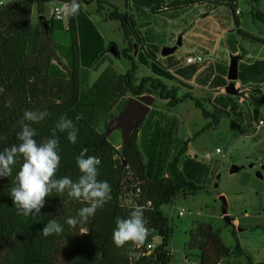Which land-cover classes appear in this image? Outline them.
<instances>
[{
  "label": "trees",
  "instance_id": "trees-1",
  "mask_svg": "<svg viewBox=\"0 0 264 264\" xmlns=\"http://www.w3.org/2000/svg\"><path fill=\"white\" fill-rule=\"evenodd\" d=\"M51 1L54 6L70 3L0 0V87L4 88L0 93V152L18 143L16 134L25 109L48 112L44 120L32 124L38 143L52 137L57 122L66 116L79 131L75 144L66 132L56 133L61 156L56 178L76 181L81 175L76 159L87 149V156L101 160L98 180L110 184L111 199L87 223L76 227L65 221L86 203L67 192L54 191L38 215L23 216L9 194L23 162L17 156L12 175L0 177V264H171L173 225L163 206L204 189L205 181H215L209 177L214 172L208 160L187 153L191 138L178 142L180 117L167 109L152 107L144 123L123 140L121 149L105 138L102 127L106 129L109 120L121 113L131 96L150 92L165 99L168 108L192 99L209 120L199 134L219 127L223 118H233L236 109L242 108L251 115L248 130L255 133L264 120V57L248 58L245 43L264 44V38L240 27V0H123V9L114 0H91L107 21L120 23L124 45L115 56L86 7L90 0H79V15L66 19L46 15ZM202 4L208 12L227 5L235 15L237 31L230 30L226 45L231 56L240 57L237 95L226 92L229 62L214 54L212 44L198 43L182 57L176 52L161 54L168 39L169 45L176 43H172L175 34L167 28L176 26L175 20L184 18L191 7ZM44 14L48 29L40 18ZM252 16L264 23V10L255 8ZM109 53L124 60L127 70L120 72L111 60L89 83L91 71L106 62ZM196 54L204 60L186 64L187 56ZM142 66L149 75L139 77ZM197 87L206 95H195ZM182 88L185 92L180 93ZM138 206L144 209L150 233L146 242L139 248L116 247L112 240L116 217L127 218ZM51 219L63 226V232L44 236L41 230ZM150 243L155 247L149 248ZM187 247L198 250L201 264H220L226 257L245 254L238 238L234 247L228 246L219 230L207 222L192 228ZM130 249L135 255L128 254ZM248 262L253 264L251 258Z\"/></svg>",
  "mask_w": 264,
  "mask_h": 264
},
{
  "label": "rangeland",
  "instance_id": "rangeland-1",
  "mask_svg": "<svg viewBox=\"0 0 264 264\" xmlns=\"http://www.w3.org/2000/svg\"><path fill=\"white\" fill-rule=\"evenodd\" d=\"M114 2L121 9L124 8L123 0H114ZM54 3L51 1L47 4V16L52 15ZM86 7L92 12L95 22L106 35L107 42L123 47L124 36L120 23L113 20L107 21L101 16L96 10L97 5L94 1H87ZM238 7L240 27L264 38V23L255 21L252 16V10L255 8L264 10V0H240ZM33 15L35 18L38 17L36 5L33 8ZM174 24L176 26L167 28L169 33L175 34L172 43L177 42L179 34L183 32V45L176 51L178 56L182 57L188 51L197 48L198 43L201 46L212 44L214 54L226 57L230 63L231 54L226 40L230 30H236L237 25L235 15L229 6L219 5L217 9L210 12L204 4L191 7L184 18L175 20ZM169 43L168 39L167 44L162 46ZM245 46L248 50V58L264 57V44L246 42ZM106 59V62L91 71L89 83L98 77L111 60L120 72L127 70L124 60L117 59L110 53L107 54ZM149 74L150 71L143 66L138 71L139 77ZM182 92H185L184 88L181 89L180 93ZM194 94L205 96L206 91L197 87ZM153 107L167 109L171 114L180 117L178 142L191 138L188 154H197L201 160L204 159L205 153L213 154V159L206 162L214 172L209 177H215V181H205L204 189L195 194L179 196L175 205L163 206V211L169 216L173 225L171 264H201L198 250H189L187 247L190 232L199 222L211 223L216 230H219L228 246L234 247L236 238L241 242L245 254L226 257L220 264H249V258L253 260V264H264V124L255 133L249 131L247 123L251 115L245 113L243 111L245 108H242L236 109L233 118H223L219 127L209 128L199 134L198 132L206 127L209 120L204 117L202 110L195 106L192 99H187L176 107L168 108L167 101L158 96ZM261 116L264 118V107ZM232 121L235 122L234 125ZM102 129L106 132L104 127ZM195 134L197 135L194 137ZM108 137L119 149L122 148L124 139L120 129L113 131ZM140 145L141 148L144 147L142 138H140ZM178 148L179 146L175 150ZM217 148H220L222 152L217 153ZM253 162L255 165L250 167V163ZM233 165H244V167L232 173L230 169ZM222 195L227 199L232 224H227L223 217V205L220 198ZM180 210L184 211L182 216L178 215Z\"/></svg>",
  "mask_w": 264,
  "mask_h": 264
},
{
  "label": "clouds",
  "instance_id": "clouds-1",
  "mask_svg": "<svg viewBox=\"0 0 264 264\" xmlns=\"http://www.w3.org/2000/svg\"><path fill=\"white\" fill-rule=\"evenodd\" d=\"M80 10L79 0H70V3L58 10V15L77 16ZM3 92L4 88L0 87V93ZM7 105L10 107L11 101ZM47 116V111L24 110L21 130L16 134L18 143L0 152V177H10L16 157L21 156L23 162L9 193L18 213L23 216L38 215L45 205L46 197L54 191L61 195L67 192L69 197L84 201L86 206L79 208L77 214L69 216L65 222L71 227L83 225L95 215L98 208L111 199V186L107 181L98 180L101 160L95 156H87V149L81 151L76 159L81 173L76 181L67 176L56 178L61 161L56 133L66 132L67 139L75 144L79 130L71 119L63 116L53 129L52 137L38 143L34 138L37 132L32 124L41 122ZM41 232L44 236L59 234L63 232V226L51 219ZM149 234L144 209L138 206L130 211L127 218L116 217L112 240L116 247L128 244L139 248L146 242ZM128 254L135 255L131 249Z\"/></svg>",
  "mask_w": 264,
  "mask_h": 264
},
{
  "label": "water",
  "instance_id": "water-1",
  "mask_svg": "<svg viewBox=\"0 0 264 264\" xmlns=\"http://www.w3.org/2000/svg\"><path fill=\"white\" fill-rule=\"evenodd\" d=\"M41 21L43 25L48 29L49 23L47 20V16L41 15ZM183 45V35L180 34L176 44L174 45H164L161 49V54L163 56H168L170 54H174L180 46ZM111 52L117 56L121 53V49L115 45L111 44L110 46ZM239 56H231L229 69H228V79L230 82L226 86V92L231 95H237L239 93V88L236 84V80L239 78ZM157 95L153 93H145L139 96H131L124 109L120 114L111 118L106 126L105 138H107L113 131L120 129L123 134V139H127L130 137L132 132L141 126L146 117L149 115L155 100L157 99ZM124 166H127V161L123 160ZM255 163H250V167L254 166ZM244 165H233L230 169L232 173L240 171ZM264 168V166H263ZM259 174H261L259 172ZM220 178V175H218ZM218 185V183H216ZM222 201V213L223 217L227 224H232V217L228 212V202L224 195L220 196Z\"/></svg>",
  "mask_w": 264,
  "mask_h": 264
},
{
  "label": "built area",
  "instance_id": "built-area-1",
  "mask_svg": "<svg viewBox=\"0 0 264 264\" xmlns=\"http://www.w3.org/2000/svg\"><path fill=\"white\" fill-rule=\"evenodd\" d=\"M63 5H65V4H60V3H59V4H56V5L53 7L52 15H53L56 19H66V18H67V16H65V15H62V14L58 15V10H59L60 8H62ZM239 11H240V10H239ZM202 60H204L203 55H201V54H196V55H189V56H187L185 62H186V64H191V63H195V62H200V61H202ZM263 124H264V120H261L260 123L257 125V129H259V127H260L261 125H263ZM216 152H217V153H220V152H222V150H221L220 148H217V149H216ZM203 158L206 159V160H208V161H210V160L213 159V154L207 152V153H205V154L203 155ZM183 214H184V211H183V210H180V211L178 212V215H179V216H182ZM148 247H149V248H154V247H155V243H150V244L148 245ZM191 264H194V263H191Z\"/></svg>",
  "mask_w": 264,
  "mask_h": 264
}]
</instances>
